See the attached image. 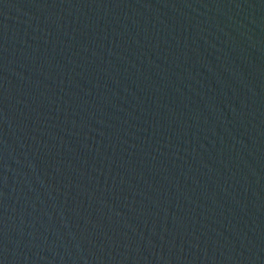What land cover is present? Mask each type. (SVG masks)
Listing matches in <instances>:
<instances>
[{"label":"water","instance_id":"95a60500","mask_svg":"<svg viewBox=\"0 0 264 264\" xmlns=\"http://www.w3.org/2000/svg\"><path fill=\"white\" fill-rule=\"evenodd\" d=\"M0 264H264V0H0Z\"/></svg>","mask_w":264,"mask_h":264}]
</instances>
